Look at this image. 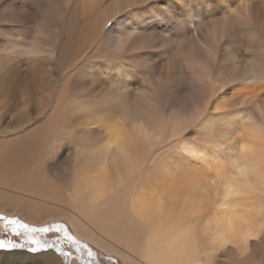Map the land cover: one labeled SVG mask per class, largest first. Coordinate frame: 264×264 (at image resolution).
Masks as SVG:
<instances>
[{"label":"bare ground","instance_id":"obj_1","mask_svg":"<svg viewBox=\"0 0 264 264\" xmlns=\"http://www.w3.org/2000/svg\"><path fill=\"white\" fill-rule=\"evenodd\" d=\"M262 209L264 0H0V215L122 264H264V228L212 243ZM25 253L0 264H63Z\"/></svg>","mask_w":264,"mask_h":264},{"label":"snow or ice","instance_id":"obj_2","mask_svg":"<svg viewBox=\"0 0 264 264\" xmlns=\"http://www.w3.org/2000/svg\"><path fill=\"white\" fill-rule=\"evenodd\" d=\"M213 111L219 113L222 110L215 109ZM192 140L207 148L211 147L210 144L198 140L197 136L192 137ZM0 232L12 237V239H0V250L25 249L34 254L54 252L58 258H62L71 254L69 251H65L61 242L63 240L71 248H75L77 252L86 253L88 261H91L94 255L89 246L79 244L63 225L44 224L43 226H37L34 223L25 222L15 215H0ZM47 234H52L55 238L45 239L44 237ZM81 264H85L83 259Z\"/></svg>","mask_w":264,"mask_h":264},{"label":"rangeland","instance_id":"obj_3","mask_svg":"<svg viewBox=\"0 0 264 264\" xmlns=\"http://www.w3.org/2000/svg\"><path fill=\"white\" fill-rule=\"evenodd\" d=\"M151 58H153V60H155V62L158 61L157 55L155 53H153L146 59L150 65H154V63L151 61ZM245 61L246 60H244V62ZM237 91H240V90H238V88H233V85H230V87L227 86L225 88V91L223 92V94L225 95L226 98H230V103H231V101H234L235 96L237 97V95L235 94ZM219 94H218V96H219ZM173 107L177 108L179 111L181 110V108H180L181 106H180L179 101L175 102L173 104ZM243 109H244V106H242L239 103H235L232 107L230 105V113L231 114H236L237 111L242 112ZM47 224H49V225H51V224L63 225L64 228L68 231V233L75 238L71 229L69 228V226L66 223H64V222H49ZM61 235H63V234L61 233ZM44 238L51 240V239H54L55 237L52 234H47ZM0 239H12V237L10 235H5V233H3V232H0ZM75 239L78 241L79 244L89 246L90 250L93 252L94 255H93L91 261H88L86 253H84L82 251L77 252L75 250V248H71L66 241L62 240L61 242L63 244L65 251H69L71 253L70 255L61 258L63 264H81L82 259L85 262V264H122L117 258L108 257V256L104 255L101 251H99L97 248H95L91 244L84 242V241H81L77 238H75ZM261 239H262V241L264 240V235H263V237H262V235L260 236V240ZM255 248H257V249L253 253L256 256V258H259L260 251H258V248H262V247H260L258 245V246H255ZM14 252L15 253H17V252L18 253H25L26 252L25 254H29V255L34 254L31 252H28L25 249L0 250V254L2 255V257H4L3 255L6 254L5 256L7 258H9L11 256V254H13ZM10 258H11L10 261H12V257H10ZM1 264H8V263H7V261H5L4 263L2 262ZM14 264H16V263H14Z\"/></svg>","mask_w":264,"mask_h":264},{"label":"clouds","instance_id":"obj_4","mask_svg":"<svg viewBox=\"0 0 264 264\" xmlns=\"http://www.w3.org/2000/svg\"><path fill=\"white\" fill-rule=\"evenodd\" d=\"M249 151L250 149L246 145L241 144L239 152L231 159L230 164L228 165L235 168L236 172L242 176H247L252 171V169L244 166L243 158ZM205 171H215L217 178H219L221 176L222 168L213 169L211 166H208ZM261 228H264V209L254 214H230L226 218L224 232H222L216 240L212 241V243L219 241L227 244L235 241H245L251 238L254 233Z\"/></svg>","mask_w":264,"mask_h":264}]
</instances>
